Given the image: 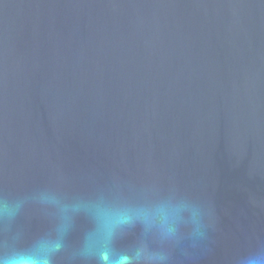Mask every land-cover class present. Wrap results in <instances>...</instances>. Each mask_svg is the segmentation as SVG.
Instances as JSON below:
<instances>
[{
	"label": "water",
	"instance_id": "95a60500",
	"mask_svg": "<svg viewBox=\"0 0 264 264\" xmlns=\"http://www.w3.org/2000/svg\"><path fill=\"white\" fill-rule=\"evenodd\" d=\"M158 206L165 264L264 257V0H0V253Z\"/></svg>",
	"mask_w": 264,
	"mask_h": 264
},
{
	"label": "clouds",
	"instance_id": "9594fccd",
	"mask_svg": "<svg viewBox=\"0 0 264 264\" xmlns=\"http://www.w3.org/2000/svg\"><path fill=\"white\" fill-rule=\"evenodd\" d=\"M96 226L86 233L78 250L72 255L91 264H165L167 257L150 247L149 233L162 240L179 243L175 221L164 206L148 208H99L94 214ZM137 226L141 237L128 249L120 250L117 239ZM67 228L57 230L55 237H40L29 247H10L0 253V264H54V257L65 249ZM246 264H264V257L255 256Z\"/></svg>",
	"mask_w": 264,
	"mask_h": 264
}]
</instances>
